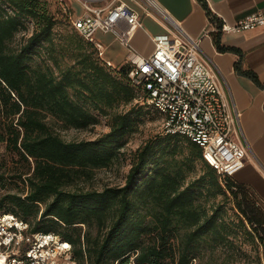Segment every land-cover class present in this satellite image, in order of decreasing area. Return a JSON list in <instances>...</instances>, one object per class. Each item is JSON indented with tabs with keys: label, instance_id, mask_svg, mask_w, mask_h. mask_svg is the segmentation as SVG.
<instances>
[{
	"label": "trees",
	"instance_id": "trees-1",
	"mask_svg": "<svg viewBox=\"0 0 264 264\" xmlns=\"http://www.w3.org/2000/svg\"><path fill=\"white\" fill-rule=\"evenodd\" d=\"M67 19L71 30L59 33L48 0H0V142L29 164L20 176L25 192L3 195L0 211L29 221L32 231L60 234L72 244L76 264H194L204 248L232 242L225 202L217 200L229 192L241 215L237 225L249 223L264 253L258 194L219 173L185 135L163 131L147 139L134 151L123 184L79 185L121 159L144 106L133 103L141 98L125 61L108 64L68 12ZM214 40L220 50H238L223 45L219 34ZM245 72L261 83L254 71ZM48 116L76 128L109 116L110 129L67 140ZM198 160L204 172L194 177Z\"/></svg>",
	"mask_w": 264,
	"mask_h": 264
},
{
	"label": "built area",
	"instance_id": "built-area-1",
	"mask_svg": "<svg viewBox=\"0 0 264 264\" xmlns=\"http://www.w3.org/2000/svg\"><path fill=\"white\" fill-rule=\"evenodd\" d=\"M84 13L71 16L76 30L104 54L98 32L110 33L127 50L129 78L140 98L163 116L164 132L179 133L202 148L203 159L223 175L233 176L246 162L249 145L241 138V112L224 91L219 69L203 50L201 36L187 32L159 0H79ZM162 22L165 32L153 36L154 49L142 54L133 42L141 11ZM264 26V9L233 26L237 31ZM72 244L54 231H32L30 222L0 211V264H76Z\"/></svg>",
	"mask_w": 264,
	"mask_h": 264
},
{
	"label": "crops",
	"instance_id": "crops-1",
	"mask_svg": "<svg viewBox=\"0 0 264 264\" xmlns=\"http://www.w3.org/2000/svg\"><path fill=\"white\" fill-rule=\"evenodd\" d=\"M215 18L208 13L202 0H191V11L181 20V24L193 36H201L203 50L214 60L219 69L224 91L232 106L241 112V138L249 145L245 165L234 178L252 187L264 202V26L237 31L220 27L219 23L233 26L247 14L264 9V0H204ZM108 1L95 0V6L106 5ZM71 16L84 13L79 0H62ZM141 11V25L138 26L133 42L138 50L150 54L154 49L153 36L165 32L161 21L149 13ZM220 35L221 43L237 48L220 50L214 40ZM106 46L115 43L119 47V57L104 56L112 63L125 61L126 48L110 33L98 32ZM254 71L260 82L247 74Z\"/></svg>",
	"mask_w": 264,
	"mask_h": 264
},
{
	"label": "rangeland",
	"instance_id": "rangeland-1",
	"mask_svg": "<svg viewBox=\"0 0 264 264\" xmlns=\"http://www.w3.org/2000/svg\"><path fill=\"white\" fill-rule=\"evenodd\" d=\"M49 6L59 19L57 31L59 33L71 30V25L67 19L68 10L62 4V0H48ZM101 41L105 44L103 39ZM105 55L110 57H119V47L115 43H110L104 49ZM124 62V61H123ZM123 62L115 64L121 65ZM139 102L144 106L137 129L127 137V143L122 148L123 156L111 166L96 168L91 177H87L78 181L79 185L86 188L102 189L106 185L123 184L126 180L127 173L131 166V158L134 151L147 139L163 132V116L152 107L141 102V99H134L133 103ZM128 106H120L116 110L126 109ZM109 116H100V122L92 124L87 128H76L65 126L61 121L53 116H48V121L59 131L67 140L72 139H90L96 138L110 129ZM29 164L16 155L14 152L7 150L5 143L0 142V198L6 193L18 192L24 193L25 186L22 178H25L24 172L28 171ZM204 172L202 160L196 163L193 176H199ZM21 174L23 177L21 178ZM229 197L219 194L217 200L221 199L225 202V218L230 224L234 232L229 236L232 242H223L214 249L204 248L202 251L203 258L197 259L194 264H264L263 247L258 238L254 237L252 228L246 221L247 225L238 224L240 213L236 209L231 200V194L227 192ZM256 199L264 207L262 199L255 195ZM214 199L209 200V204ZM209 260V261H208Z\"/></svg>",
	"mask_w": 264,
	"mask_h": 264
},
{
	"label": "water",
	"instance_id": "water-1",
	"mask_svg": "<svg viewBox=\"0 0 264 264\" xmlns=\"http://www.w3.org/2000/svg\"><path fill=\"white\" fill-rule=\"evenodd\" d=\"M178 19H183L192 8L191 0H159Z\"/></svg>",
	"mask_w": 264,
	"mask_h": 264
}]
</instances>
